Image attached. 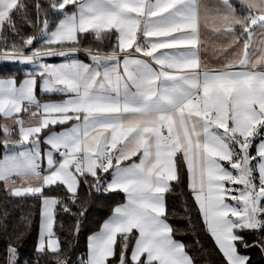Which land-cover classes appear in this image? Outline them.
Masks as SVG:
<instances>
[{"label": "snow or ice", "instance_id": "snow-or-ice-1", "mask_svg": "<svg viewBox=\"0 0 264 264\" xmlns=\"http://www.w3.org/2000/svg\"><path fill=\"white\" fill-rule=\"evenodd\" d=\"M5 68L0 264L264 260V0H0Z\"/></svg>", "mask_w": 264, "mask_h": 264}, {"label": "trees", "instance_id": "trees-1", "mask_svg": "<svg viewBox=\"0 0 264 264\" xmlns=\"http://www.w3.org/2000/svg\"><path fill=\"white\" fill-rule=\"evenodd\" d=\"M7 71H9L8 68H5L3 71H0V75H4ZM0 151H2V149H0ZM124 197L123 194H121L119 197L116 198V200L119 201H123ZM31 203V202H29ZM113 203L112 200H106V201H100L98 202L94 208L91 209V215L89 217V229L90 230H95L97 227V224L102 221L103 218H106V216L108 215V206ZM171 224H173V226L177 229L180 230H186V225L182 220L179 219H170L169 221ZM88 233L85 232L83 235H81L79 243H78V252H83L85 250V246H86V237H87ZM176 239L181 240L183 242H185L188 245H193L194 241H193V237L191 235H182V234H178L176 235ZM33 240H30L27 246L26 251L27 252H31L32 251V244H33ZM204 244L206 249L211 250L212 248V243L209 239L204 238ZM192 254L194 256L197 257L198 260L201 261V264H204L205 258L208 256V252H200L198 249L193 248L192 249ZM251 255L253 256L254 260H257L259 262V264H264V260H260V257L258 255H256L255 253H251ZM213 260L216 259L215 256L212 257Z\"/></svg>", "mask_w": 264, "mask_h": 264}, {"label": "crops", "instance_id": "crops-1", "mask_svg": "<svg viewBox=\"0 0 264 264\" xmlns=\"http://www.w3.org/2000/svg\"><path fill=\"white\" fill-rule=\"evenodd\" d=\"M83 58V57H82ZM54 62H60V59L59 58H57ZM58 98V97H57Z\"/></svg>", "mask_w": 264, "mask_h": 264}]
</instances>
